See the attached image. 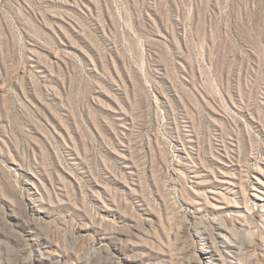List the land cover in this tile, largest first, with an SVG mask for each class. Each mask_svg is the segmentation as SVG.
Listing matches in <instances>:
<instances>
[{
  "label": "rangeland",
  "instance_id": "374dc122",
  "mask_svg": "<svg viewBox=\"0 0 264 264\" xmlns=\"http://www.w3.org/2000/svg\"><path fill=\"white\" fill-rule=\"evenodd\" d=\"M264 0H0V264H264Z\"/></svg>",
  "mask_w": 264,
  "mask_h": 264
},
{
  "label": "bare ground",
  "instance_id": "6f19581e",
  "mask_svg": "<svg viewBox=\"0 0 264 264\" xmlns=\"http://www.w3.org/2000/svg\"><path fill=\"white\" fill-rule=\"evenodd\" d=\"M264 193V192H263Z\"/></svg>",
  "mask_w": 264,
  "mask_h": 264
}]
</instances>
